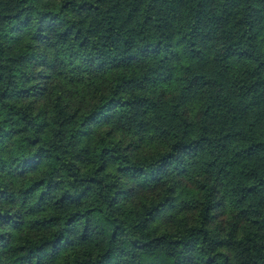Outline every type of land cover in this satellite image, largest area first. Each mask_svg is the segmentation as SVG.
<instances>
[{"label": "clouds", "instance_id": "obj_1", "mask_svg": "<svg viewBox=\"0 0 264 264\" xmlns=\"http://www.w3.org/2000/svg\"><path fill=\"white\" fill-rule=\"evenodd\" d=\"M187 3L177 14L162 10L175 0H27L32 27L15 39L6 27L0 31V97L8 95L0 98V129L17 133L0 135V162L8 165L0 170V185L16 193L17 205L38 180L76 193L73 204L47 223L34 221L63 208V202L42 201L39 215L18 218L15 230L0 222V264H10L21 246L62 233L64 217H73L72 232L76 221L109 232L118 224V252L136 241L137 249L162 254L192 236L204 259L210 254L223 264V254L229 264H264V252L258 253L264 247V205L248 194L234 197L233 185L217 179L227 168L237 176L247 173V187H264L252 179H264V85L256 84L264 81V0ZM16 6L17 0H3L0 12ZM197 12L208 18L206 28L223 34L218 43L209 42ZM81 25L84 51L78 42H56L66 26L75 31ZM38 26L41 38L51 32L52 46L33 39ZM133 33L135 43L128 42L121 58L120 36ZM137 70L162 76L136 93L141 107L125 109L115 101L105 107L113 92L123 100L129 88L146 87ZM124 81L132 83L117 91ZM213 189L215 203L209 206ZM101 206L103 216L76 215ZM73 243L65 244L62 235L57 239V253L69 249L59 264L73 257L95 259L99 240ZM137 255L143 253L128 247L121 260L138 264Z\"/></svg>", "mask_w": 264, "mask_h": 264}, {"label": "trees", "instance_id": "obj_2", "mask_svg": "<svg viewBox=\"0 0 264 264\" xmlns=\"http://www.w3.org/2000/svg\"><path fill=\"white\" fill-rule=\"evenodd\" d=\"M155 2V0H154ZM27 3V0H17V6L13 11L0 12V31H4L5 27L9 36H12L13 39L21 33L22 30H27L32 27L30 17L27 13V8L24 5ZM3 0H0V6H2ZM67 7V6H65ZM190 5L187 3V0H175L174 7L171 9L165 8L163 11L167 12L169 10L174 11L175 13H180L183 10L189 8ZM199 5H196V9H199ZM148 12L154 11L153 9H148ZM43 15L52 16L53 13H45ZM133 13H128V18H132ZM199 19L201 21L202 31H206L209 36V42H219L222 33L216 32V30L209 29L205 27L207 23V17L200 15L197 12ZM151 16L148 15L144 23L148 25L151 21ZM59 22V17H57ZM122 23H127L128 20L124 17H121ZM217 23H224L223 20H218ZM116 29L113 26L110 28V32H115ZM73 35L78 38V41H73ZM135 33L132 36L121 35V43L117 45V51L121 53V58L123 54L128 49V42L131 40L133 43ZM33 39L39 44H45L46 46H52L54 41L51 39V32L49 36L41 38V28L38 26L36 28L35 35ZM87 34L84 31L83 26L78 30L74 31V26H66L65 31L59 34L56 38V42L62 43L63 45H70L74 42H78L80 50L84 51L86 48ZM142 42V41H141ZM163 45H167L168 41H161ZM147 46V45H145ZM229 48H233L232 44H228ZM107 55V51L105 52ZM23 63H28V60L21 58ZM141 59H144L141 56ZM128 67H131L129 65ZM137 78L146 82L145 88L137 87L135 91L132 88L128 89L130 94L129 97L121 100L117 97L116 93L113 92L111 97L105 102V107L115 101L117 105L124 107L125 109L133 108L139 109L141 107V97L137 95L138 92L146 91L147 84L153 81H159L162 79V76L159 72L152 71L149 75H143L139 70H137ZM2 79V77H0ZM71 83V81H69ZM131 84V81H124L116 85V90L119 91L120 88L124 87V84ZM256 84L264 85V81H256ZM155 87V84H152ZM255 87V85H253ZM0 98H8V95L5 94ZM17 98H22L17 95ZM144 107H147L145 105ZM147 114V113H145ZM8 123L7 121L5 122ZM27 130V129H25ZM17 134L15 131L12 133H4L0 129V135L10 136ZM59 162V157L57 158ZM235 166H233L234 168ZM8 165L4 162H0V170L7 169ZM220 171L227 173L223 176L222 180L220 177H217L221 183H224L227 187L228 185H233L232 194L233 196L248 194L250 196L257 197L261 205H264V187H261L259 190H254L257 188L255 184H252L251 187H247V182L249 181V175L247 173L240 174L239 176L234 175L232 172H229L227 168L220 169ZM11 175V173H9ZM164 174H162L163 176ZM15 179V177H14ZM252 179L260 180V185L264 186V179H260L258 175H253ZM52 188V192L49 193V189ZM239 188V191H237ZM38 193L37 197L35 194ZM48 193V200H45V194ZM32 194V195H29ZM75 192H62L59 188H53L51 181L47 183L43 180H38L35 183L30 184L24 189V203L17 205V196L16 193L8 185H0V222L2 225L7 226L11 230H15L16 224L21 221L18 219L22 216H32L37 217L41 209V202L44 201L47 204L50 201H55L57 205L63 202V208L54 209L53 213L49 216H41L39 219H36L34 222L39 224L47 223L49 220L57 219L58 216L56 213L63 212L69 205L73 204L71 196L75 195ZM215 190L213 189L209 199L207 201L209 206H212L215 203ZM67 197V199H66ZM104 207L101 206L99 209L93 210L91 213L77 212L76 215L84 216L87 215L91 219L92 215L99 214L100 216L104 215ZM73 217H64L62 219L64 231L62 233H57L52 236L51 239H43L40 241L32 242L27 246H21L12 256L10 264H59L62 253L68 251L69 249H61L60 253L56 252L54 247L57 239L62 235L64 237V243L67 244L69 239L74 241L72 247H81L87 244H96L97 240L100 241V245L97 248V255L95 259H90L87 256L82 260L79 257H73L67 264H123L121 260V255L127 251V248L130 247L133 253H143V255H137L135 258L138 261V264H218V259L213 258L210 254L207 259H204V254L201 253L197 255L195 252L196 245L192 243L193 237L189 236L187 241H179L174 245H169L168 250L163 252H157L153 249L144 248L137 249L136 241H133L131 245L125 246L124 252H118L120 248L119 241L116 239L118 232L120 231V226L118 224L113 225L111 232L105 231L102 226L97 224H92L88 226L85 223L83 226L80 225V221H76V231H70V225L72 224ZM87 233V237L85 236ZM218 246H224L221 242ZM264 252V247L258 248V253ZM220 259H223V264H229V258L226 255L221 254Z\"/></svg>", "mask_w": 264, "mask_h": 264}]
</instances>
